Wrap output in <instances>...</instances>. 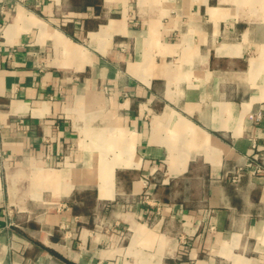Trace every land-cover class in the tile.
<instances>
[{
	"label": "crops",
	"instance_id": "1",
	"mask_svg": "<svg viewBox=\"0 0 264 264\" xmlns=\"http://www.w3.org/2000/svg\"><path fill=\"white\" fill-rule=\"evenodd\" d=\"M0 137V264H264V0H0Z\"/></svg>",
	"mask_w": 264,
	"mask_h": 264
},
{
	"label": "built area",
	"instance_id": "2",
	"mask_svg": "<svg viewBox=\"0 0 264 264\" xmlns=\"http://www.w3.org/2000/svg\"><path fill=\"white\" fill-rule=\"evenodd\" d=\"M1 141H2V138L0 137V143H1Z\"/></svg>",
	"mask_w": 264,
	"mask_h": 264
},
{
	"label": "trees",
	"instance_id": "3",
	"mask_svg": "<svg viewBox=\"0 0 264 264\" xmlns=\"http://www.w3.org/2000/svg\"><path fill=\"white\" fill-rule=\"evenodd\" d=\"M89 201V203L91 202V200H88Z\"/></svg>",
	"mask_w": 264,
	"mask_h": 264
}]
</instances>
